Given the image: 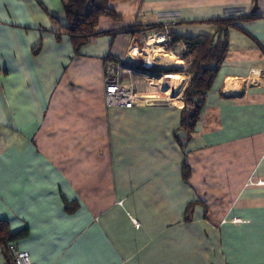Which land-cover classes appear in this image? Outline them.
I'll use <instances>...</instances> for the list:
<instances>
[{
    "label": "crops",
    "instance_id": "obj_1",
    "mask_svg": "<svg viewBox=\"0 0 264 264\" xmlns=\"http://www.w3.org/2000/svg\"><path fill=\"white\" fill-rule=\"evenodd\" d=\"M256 3L251 12L254 0H109L116 17L101 16L75 52L60 0H0V220L31 264H264V0ZM249 14L227 29L182 145L184 45L154 52L145 36L165 24L172 35H213L209 20ZM106 61L149 62L138 92L163 100L105 105Z\"/></svg>",
    "mask_w": 264,
    "mask_h": 264
},
{
    "label": "trees",
    "instance_id": "obj_2",
    "mask_svg": "<svg viewBox=\"0 0 264 264\" xmlns=\"http://www.w3.org/2000/svg\"><path fill=\"white\" fill-rule=\"evenodd\" d=\"M62 12L66 19L65 32L72 41L74 51L87 42L95 34L94 28L101 16L116 17L108 2L109 0H60ZM253 14L237 18H217L209 20L216 25L213 35L200 34L194 37L178 36L171 34L167 48L176 42L182 41L183 49L179 58L187 65L186 72L190 75L187 85L182 93L183 107L180 114V124L177 132L186 133L187 139H182L177 132L176 137L183 145L187 142L190 132L199 116L205 100V93L210 88L212 81L223 61L226 50L227 29L233 26L235 20L252 18ZM188 168L182 167V175L187 177ZM190 207L186 209V212ZM18 233H11L5 221L0 220V246L16 238ZM4 250V249H3ZM5 264H10L7 254Z\"/></svg>",
    "mask_w": 264,
    "mask_h": 264
},
{
    "label": "built area",
    "instance_id": "obj_3",
    "mask_svg": "<svg viewBox=\"0 0 264 264\" xmlns=\"http://www.w3.org/2000/svg\"><path fill=\"white\" fill-rule=\"evenodd\" d=\"M170 26L165 24L160 29L150 30L148 37L154 38L151 44H162L171 40ZM147 37L145 40L147 42ZM134 53H138L134 50ZM136 55V54H135ZM150 63L145 62L141 66H130L129 64H117L106 61L102 68L103 101L107 106L131 107L139 104L143 99L163 100L161 95L155 93L141 94L138 92L136 79L142 75V69H147ZM147 86L152 89V81L147 80ZM167 100V99H165ZM10 264H31L28 252L20 250L14 242L8 241L3 247Z\"/></svg>",
    "mask_w": 264,
    "mask_h": 264
},
{
    "label": "water",
    "instance_id": "obj_4",
    "mask_svg": "<svg viewBox=\"0 0 264 264\" xmlns=\"http://www.w3.org/2000/svg\"><path fill=\"white\" fill-rule=\"evenodd\" d=\"M256 7H257V3H256V0H254V4H253V7L251 8V12H254L255 10H256ZM129 58H127V60H128ZM141 59V58H140ZM129 62H130V64L131 65H134V61H130L129 60ZM140 63V65H142L144 62H142V61H140L139 62ZM167 76H170V75H167ZM177 134L182 138V139H184V140H186L187 139V136H186V133L185 132H182V131H179V132H177Z\"/></svg>",
    "mask_w": 264,
    "mask_h": 264
},
{
    "label": "rangeland",
    "instance_id": "obj_5",
    "mask_svg": "<svg viewBox=\"0 0 264 264\" xmlns=\"http://www.w3.org/2000/svg\"><path fill=\"white\" fill-rule=\"evenodd\" d=\"M153 41H154V38H151V37L148 38V39H147V45H146V46H147L148 49L150 48V50H152V51H154V52H157L158 50H157V48L154 46V45H156V44H152V45H151V43H152ZM171 77H172V80L175 81L174 83H175V85L177 86L178 81H177V79H176V76L172 75ZM147 93H149V92H146V94H147Z\"/></svg>",
    "mask_w": 264,
    "mask_h": 264
},
{
    "label": "bare ground",
    "instance_id": "obj_6",
    "mask_svg": "<svg viewBox=\"0 0 264 264\" xmlns=\"http://www.w3.org/2000/svg\"><path fill=\"white\" fill-rule=\"evenodd\" d=\"M160 77H161V76H160ZM163 78H164V76H163ZM163 78H160V79H159V82H161ZM164 80H165V78H164Z\"/></svg>",
    "mask_w": 264,
    "mask_h": 264
}]
</instances>
